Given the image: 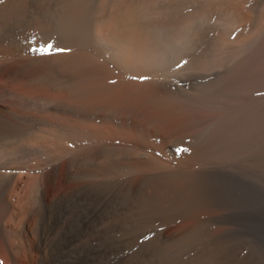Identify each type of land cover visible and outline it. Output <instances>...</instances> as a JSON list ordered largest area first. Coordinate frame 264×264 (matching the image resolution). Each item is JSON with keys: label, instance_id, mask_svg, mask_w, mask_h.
Here are the masks:
<instances>
[{"label": "bare ground", "instance_id": "obj_1", "mask_svg": "<svg viewBox=\"0 0 264 264\" xmlns=\"http://www.w3.org/2000/svg\"><path fill=\"white\" fill-rule=\"evenodd\" d=\"M243 160L264 177V0H0V264H233Z\"/></svg>", "mask_w": 264, "mask_h": 264}, {"label": "rangeland", "instance_id": "obj_2", "mask_svg": "<svg viewBox=\"0 0 264 264\" xmlns=\"http://www.w3.org/2000/svg\"><path fill=\"white\" fill-rule=\"evenodd\" d=\"M222 173L226 182L229 185H233L237 191L235 197L227 193L222 204V210L224 211L225 219L228 222V251L230 259L233 264H246L251 257L252 250H250V248H258V246V249L261 247L259 250V257L264 258V177L259 173L254 175L252 165L248 160H243L242 163L228 162L222 168Z\"/></svg>", "mask_w": 264, "mask_h": 264}, {"label": "snow or ice", "instance_id": "obj_3", "mask_svg": "<svg viewBox=\"0 0 264 264\" xmlns=\"http://www.w3.org/2000/svg\"><path fill=\"white\" fill-rule=\"evenodd\" d=\"M54 48L57 52H61V53L67 51L66 49L60 48L58 45H54L53 43H47L46 46L40 48H33L32 51L39 52L41 54H51ZM178 66H182V65H178ZM180 151L187 152L188 149L185 148V149H181Z\"/></svg>", "mask_w": 264, "mask_h": 264}]
</instances>
